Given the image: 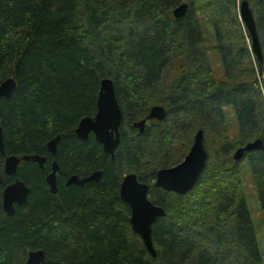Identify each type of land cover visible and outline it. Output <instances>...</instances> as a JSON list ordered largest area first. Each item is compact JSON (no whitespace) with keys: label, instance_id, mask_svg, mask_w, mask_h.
I'll return each mask as SVG.
<instances>
[{"label":"trees","instance_id":"trees-1","mask_svg":"<svg viewBox=\"0 0 264 264\" xmlns=\"http://www.w3.org/2000/svg\"><path fill=\"white\" fill-rule=\"evenodd\" d=\"M242 1L261 60L239 17ZM183 3L189 9L176 20L172 11ZM211 40L222 79L210 65ZM10 76L15 88L0 97V264H25L30 249L44 251L41 264H263L241 170L249 169L264 222V148L239 161L233 152L264 140V0H0V83ZM105 77L123 114L113 158L92 134L85 141L75 134L79 120L96 113ZM156 104L166 118L138 133L133 121ZM198 129L208 158L194 187L179 195L154 186L156 172L183 159ZM57 135L52 155L47 142ZM26 153L45 156L44 165L21 161L6 175L5 157ZM96 170L98 181L65 184ZM130 172L165 211L151 227L154 255L119 195ZM16 178L29 187L28 200L7 214L2 190Z\"/></svg>","mask_w":264,"mask_h":264},{"label":"water","instance_id":"water-1","mask_svg":"<svg viewBox=\"0 0 264 264\" xmlns=\"http://www.w3.org/2000/svg\"><path fill=\"white\" fill-rule=\"evenodd\" d=\"M189 9V4L183 3L172 11L173 17L178 20L184 17ZM239 17L250 37L251 49L258 60L262 59V51L258 40L257 29L252 11L246 1L239 5ZM15 88V80L12 76L7 77L0 83V97H7ZM167 111L162 105H152L146 117L135 120L132 126L142 133L145 129L147 120L162 121L166 118ZM122 110L116 99L113 80L110 77L101 79L99 91L96 99V113L93 116L82 117L75 134L80 140H87L92 134L94 139L102 145L105 152L114 157V150L117 148L120 140L119 127L122 121ZM59 135L47 142V149L50 154L55 155L56 145ZM264 148V140L255 138L244 145L237 147L233 152L235 161L241 160L245 153L252 151H261ZM0 152H3V135L0 126ZM208 158V152L204 145V135L201 129H198L192 139L188 152L183 159L170 167L160 168L155 175L154 186L160 187L166 191H171L179 195L188 193L195 185L199 175L205 168ZM21 161H34L41 167L46 161L45 156L36 153L18 155H7L4 159V173L13 175ZM58 164L56 160L51 162V171L46 175V181L51 193L57 192L56 173ZM102 171L96 170L84 177L76 174L70 175L66 185L82 186L90 181H98L101 178ZM1 182V179H0ZM149 185L138 179L133 172L124 174L119 186L120 198L129 206V223L132 231L138 235L144 247L152 254H155L151 239V227L153 223L165 215L164 208L154 204L148 198ZM29 187L20 179L16 178L13 182L7 184L2 190V209L7 214H13L15 205H25L28 200ZM45 259L42 249H30L27 251L25 264H41Z\"/></svg>","mask_w":264,"mask_h":264},{"label":"rangeland","instance_id":"rangeland-1","mask_svg":"<svg viewBox=\"0 0 264 264\" xmlns=\"http://www.w3.org/2000/svg\"><path fill=\"white\" fill-rule=\"evenodd\" d=\"M203 30L209 32V26L206 23L203 26ZM213 41L211 40L206 44L209 53L210 65L213 70V74L216 79H222L223 69L220 63V58L217 50L213 49ZM236 120L233 115H229V129L232 135L235 134L236 129ZM245 164L242 166V179L244 181V192L246 196V201L248 205V209L250 212L257 244L260 250L262 262L264 264V222L262 217V212L259 206V202L257 200L256 192L253 186V183L250 178L249 169L245 168Z\"/></svg>","mask_w":264,"mask_h":264},{"label":"flooded vegetation","instance_id":"flooded-vegetation-1","mask_svg":"<svg viewBox=\"0 0 264 264\" xmlns=\"http://www.w3.org/2000/svg\"><path fill=\"white\" fill-rule=\"evenodd\" d=\"M149 121H151V120H149ZM137 129V128H136ZM138 130V129H137Z\"/></svg>","mask_w":264,"mask_h":264}]
</instances>
